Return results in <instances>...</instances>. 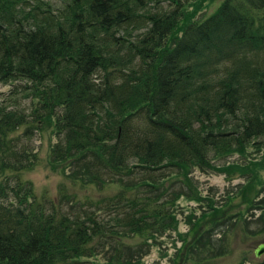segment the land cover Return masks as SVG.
<instances>
[{
    "label": "trees",
    "instance_id": "16d2710c",
    "mask_svg": "<svg viewBox=\"0 0 264 264\" xmlns=\"http://www.w3.org/2000/svg\"><path fill=\"white\" fill-rule=\"evenodd\" d=\"M188 1L0 0V83L29 98L10 108L15 91L0 93V264H142L177 230L181 199L203 206L184 250L220 225L190 177L252 174L213 158H246L264 136V0L200 20ZM46 133L55 198L22 178ZM251 174L240 202L263 217Z\"/></svg>",
    "mask_w": 264,
    "mask_h": 264
},
{
    "label": "rangeland",
    "instance_id": "374dc122",
    "mask_svg": "<svg viewBox=\"0 0 264 264\" xmlns=\"http://www.w3.org/2000/svg\"><path fill=\"white\" fill-rule=\"evenodd\" d=\"M53 5H58L59 0H50ZM223 0H189L186 3L185 11L187 15L194 12L193 20L204 19L215 12ZM203 5V6H202ZM14 92L11 95V92ZM0 93L11 95V107L27 108L28 99H18L24 97L20 89V84L2 85L0 83ZM1 97V96H0ZM3 98V97H1ZM8 99V97H5ZM29 113V111H26ZM18 131L16 135H19ZM56 141L55 137L49 134H35L33 137L34 152H37L39 163L36 167L22 175L23 180H27L33 185L34 194L41 197L43 194L55 198L58 194V186L65 182L64 177L59 174V169L52 170L47 166L49 146ZM247 157L233 154L227 157H214L213 164L216 166H240L251 168L252 174L258 176L259 184L254 188L255 194L259 192L257 200L264 201V136L252 141L245 147ZM251 162H254L251 164ZM61 168V167H60ZM231 172L209 171L207 173L193 170L191 173L192 183L197 187L199 195L209 199L216 209L223 208L224 215L219 221V226L210 233L212 225L204 234V239L197 244L184 250L185 243H189L192 227L199 223L202 217L203 206L192 201L181 199L180 206L182 212L178 213L177 230L158 239L143 257L142 264H257L264 262V254L255 258L253 251L259 244H264V216L260 210H256L254 201L251 211L250 205L240 202L239 193L242 186L247 183V177L251 172L246 171L243 176ZM251 174V175H252ZM69 190V186L67 185ZM117 190L112 187L106 190L108 195H112ZM83 194V193H82ZM254 194V196H255ZM254 196L252 198H254ZM209 202H207V205ZM248 211V212H247ZM206 212V211H204ZM206 216H209L206 214ZM219 217V219L221 218ZM217 222V221H216ZM204 223V220H203ZM192 248V250H189ZM92 259V258H91ZM100 260L99 258H97Z\"/></svg>",
    "mask_w": 264,
    "mask_h": 264
},
{
    "label": "water",
    "instance_id": "95a60500",
    "mask_svg": "<svg viewBox=\"0 0 264 264\" xmlns=\"http://www.w3.org/2000/svg\"><path fill=\"white\" fill-rule=\"evenodd\" d=\"M254 257L259 258L262 254H264V244H259L253 251Z\"/></svg>",
    "mask_w": 264,
    "mask_h": 264
}]
</instances>
